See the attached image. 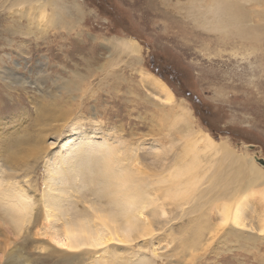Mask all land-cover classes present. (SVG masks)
Here are the masks:
<instances>
[{"label": "rangeland", "instance_id": "rangeland-1", "mask_svg": "<svg viewBox=\"0 0 264 264\" xmlns=\"http://www.w3.org/2000/svg\"><path fill=\"white\" fill-rule=\"evenodd\" d=\"M63 1L78 5L80 13L77 12V16L81 19L77 25L65 27L61 23L58 22L57 25L56 21L51 20V23L48 22L51 26L46 23L47 27H37L35 22L29 24L25 17L19 19L15 13L10 18L5 5L0 6V34L4 36L7 34L5 27L12 17L16 19V23L14 22L16 28L17 25H20L19 28L25 31L19 33L18 29H15L12 34L9 33L8 45L3 44L0 39V46H2L0 55L2 52L9 54L3 56V58L5 57L3 64L8 65L9 73L11 70L15 74L29 76V80L34 79L32 84H25L23 87L15 85L11 91L7 86L0 85V123L4 126V129L0 130V160L3 157V145L5 144H8V150L15 151L16 141L26 144L25 141L29 136L32 137L30 144H33L38 136L36 133L40 131L39 128L44 127L42 118L41 122L38 120L42 113L41 104L54 105L58 108L59 105L62 106L63 103H66L67 108H69V104H72L73 116L82 121L85 128H90L89 132L92 136H89L88 140L86 135L81 132L84 126L74 123L69 127L67 133L71 137H78L72 139L69 146L85 148L93 140L98 143L109 142L108 145L111 149L103 158L111 156L110 159L113 160V155L126 151L128 159H124L125 164L133 170L135 167H139L152 172L154 169L146 167L147 164L149 166L157 164L156 169L160 165L164 167L163 165L173 158L182 155L183 142L176 141V139L172 144H168L164 140L157 142L156 139L160 135L152 136L154 140L149 138L159 128L157 120H153L151 115L152 112H158V107L152 106V103L147 101L149 94L158 92L152 84H148L147 79L144 81L145 76L143 75L151 72L171 88L180 104L188 108L189 121L194 127L199 128L203 133H208L215 142L226 141L237 153L244 152L251 155L252 159L255 157L254 162L264 169V165L258 161L260 158L264 160V0H258L257 3L252 4L242 1L240 3L242 6H239L240 12L244 16L252 13L251 18L245 20L241 25L243 31L247 32L252 26L261 29L257 30L254 39L244 34L240 39L237 29L230 28L227 29V32L221 31L217 20L211 18L212 16L219 18V12L207 9L209 0ZM5 3H9V0H5ZM49 11L51 10L49 9ZM71 15L72 18L75 17L72 12ZM202 16L203 18H201ZM196 18H199L200 22ZM214 22L216 28L213 26L212 29L211 26ZM10 23L12 24V22ZM237 24L240 25L239 22ZM92 37H94V41ZM111 37L133 38L139 44V60L136 65H130L128 63L130 59L124 57L122 61H119V64L111 66L116 71L118 70L119 79L113 84L117 89L112 93H107L106 89L108 88H100L97 79L102 74L101 71H96L95 76H97L93 75L88 79L89 84L84 85V87H88L82 92L84 94L81 93V100H74L72 103L68 96L59 95L63 92L59 88L63 79L73 78L74 72L86 73L87 64L82 59L88 57L89 52L100 57L98 58L99 62L104 60L107 50L103 40ZM98 64L97 62L96 66ZM42 75H45V78ZM142 79L145 84L143 81L140 82ZM130 89L133 94H129ZM40 106L41 108H39ZM94 112L96 115L93 114ZM57 122H48L51 125L45 126H56ZM163 124L164 127H168V123ZM61 125L60 123V128ZM53 134L49 132L48 139L43 144L54 141ZM12 141L15 144H12ZM198 144L202 146L200 142ZM203 153L200 152V154ZM207 153L209 155L210 151L208 150ZM60 159L64 161L61 148L55 147L49 149L46 155L42 154L40 159H36L33 167L29 169V181L38 183L40 195L46 193L44 184L46 179L51 177L61 179L63 175H68L70 168L67 166L68 164L63 165ZM206 161L208 160L204 157L202 163L204 164ZM215 161L217 159L207 165L214 164ZM29 162H33V157L29 159ZM55 164L56 167H53ZM49 167L51 169L47 171ZM61 167L63 171L59 172ZM65 169L67 172H64ZM26 171L28 172V169ZM79 175L81 174L78 173ZM139 175L143 176L144 174ZM96 179L97 181H95ZM96 179L93 181L92 174L89 181L90 183L101 182V177L98 176ZM76 182L78 183L77 180H74V183ZM145 183V179L141 180V184L138 185V188L136 187L135 192L138 191V195L143 194L142 187L145 186ZM84 187L80 192L68 198L70 201L78 199V208L81 210L86 204V201L81 200L82 194L85 199L92 200L93 198L92 192L86 193L88 192L86 183H84ZM247 196L250 197V195ZM162 198L163 194L159 202L164 200ZM32 200L34 201V197ZM68 203H71L73 207L77 206L73 202ZM139 205L141 207L142 203L139 202ZM261 206L263 207V205ZM35 207L36 204H33V210H36ZM165 207L168 209V213L156 218L158 221L155 227L157 229L158 226H161L160 230L158 228L153 231V236H147L148 238L145 237L144 240L142 237L136 238L135 241L133 240L134 242H129L130 246L120 242L121 245L129 249L124 251L125 255L113 258L112 264H180L173 262L179 259L180 255L170 258L168 254L171 252L170 249L177 245L175 243L179 241V230L188 224L187 220L190 217H179L180 215L176 214L177 209L168 204ZM141 212L143 215L151 214L150 216H152V206L148 205L142 208ZM219 212L218 208L214 211H207L206 215L212 221V225H220L218 218L220 214L217 216ZM244 214L249 221L250 209L248 206L245 207ZM260 216L253 220L254 227ZM66 218H71V215ZM52 219L56 220L55 217ZM8 224L0 208V237L5 236V238L11 239L14 234L11 233ZM189 227L192 225L189 224ZM222 233L223 230H220L219 234L222 235ZM188 234L184 232L183 235L181 234V238H187ZM219 238L210 244L209 250L204 249L200 252L199 246H197L194 253L196 255L193 256L194 260L189 261L188 264H264L260 262L261 257L264 259V243L261 241L254 243V246L251 247L253 242L230 245L229 242H225V244ZM168 242H172V244ZM249 243H251L250 246ZM137 244L142 247L139 248L141 250L137 249ZM31 245V240L26 239L18 246V249H15L14 254L16 257L28 258L35 264H76L78 261L77 258H62L58 254L39 256ZM228 246L231 250L224 252ZM187 247L189 246L187 245ZM145 248L147 250L142 253L141 251ZM150 249H154L157 255L153 254ZM16 257L13 258L12 264H15ZM87 257L90 258L83 264H90L89 261L94 260L95 255L88 254ZM4 261L5 259H2L1 264ZM99 263L101 264V261Z\"/></svg>", "mask_w": 264, "mask_h": 264}, {"label": "bare ground", "instance_id": "bare-ground-1", "mask_svg": "<svg viewBox=\"0 0 264 264\" xmlns=\"http://www.w3.org/2000/svg\"><path fill=\"white\" fill-rule=\"evenodd\" d=\"M242 1L251 4L258 2V0H209L207 9L208 11L212 9L219 12V18L217 16L211 18L217 20V25L222 29L221 31L227 32V29L230 28L237 29L236 31L240 35L239 38L244 34L254 39L257 30L260 28L257 29V26H252L247 32L243 31L241 25L245 20L251 18L252 13L244 16L240 12L239 6H242L240 5ZM67 2L63 0H9V3H5V0H0V6L5 5L10 18L15 13L19 16V19L25 17L29 24L35 22L37 27L46 26L45 24H49V21L50 23L56 21L57 25L59 22L65 27H72L77 25L81 19L77 16L80 9L76 3ZM194 11L196 10L194 9ZM71 12L73 16L75 14V17L72 18ZM198 19L196 18V20ZM10 20L12 24L8 21L5 27L7 34L5 36L0 34V39L6 45L9 43V33L12 34L15 29H18L17 32L19 33L21 31L25 32L22 28H19L20 25H17L16 28L14 24L16 19L12 17ZM238 22L240 25L237 24ZM215 24V22L212 24V29L216 28ZM49 25L51 26V24ZM31 30L33 31V29ZM92 40H95L94 37H92ZM103 41L107 50L104 60L99 62L98 58L100 57L96 54L94 56L93 52H89L88 57L82 59L87 64L86 73L74 72L73 78L63 79L59 84V88L63 92L59 95L68 96L71 102L81 100V96L84 94L82 92L87 90L88 87H84V85L89 84L88 79L93 75L95 76L96 71H101L102 74L97 79L100 88H108L106 89L107 93H112L117 89L113 84L119 79L118 70L116 71L111 66L119 64V61H122L124 57L130 59V62H128L130 65H136L139 60V44L133 38L122 37L105 38ZM5 54L9 55L6 52H2V55H0V85L7 86L11 91L15 85L23 87L25 84H32L34 79L29 80V76L15 74L11 70L10 73L12 74L8 72V65L3 64ZM125 60L127 61V59ZM97 62L99 64L96 66ZM147 73L143 74L145 76L144 81L147 79L148 84H152L158 92L149 94L148 99L145 98L149 103H152V106L158 107V112H152L151 115L153 120H157L159 128L149 138L160 135L161 137L159 136L156 141L164 140L168 144L174 143L175 139L176 141H182V155L173 158L163 165L164 167L160 165L158 169H156L157 164L151 166L147 164L146 167L154 169L152 172L139 167H135L133 170L125 164L124 159H128L125 154L126 151L113 155V160L110 159L111 156L103 158L111 149L108 145L109 142L102 143L103 141H101V143H98L93 140L87 146L85 145V148L69 146L71 140L78 136L71 137L67 130L74 123L83 125L82 121L73 116L72 104H69V108L66 107V103H63L62 106L59 105L58 108L54 105L53 107L45 105V103L41 104L42 113L38 120L40 121L42 118L44 127L39 128L38 133L35 132L38 136L33 144H30L32 137L29 136L25 141L27 145L21 141H16L15 151L8 150V144L3 145L4 153H2L3 157L0 160L2 165L0 169V208L6 222L9 223L8 228L14 236L11 239L9 237L5 238V236L0 237V264L2 259H5L3 264H12L13 258L16 257L14 254L15 249H18V246L26 239L31 240L32 249L39 256L58 254L62 258H77V263L83 264L91 257H87V255L92 254L95 257L94 260L89 261L90 264H100V261L101 264H112L114 262L113 258L125 255L124 251L129 249L121 245L120 242L130 246L129 242H134L136 238L140 239L142 237L144 240L147 236L152 237L153 231L158 228L160 230L161 226H158L157 229L155 227L158 221L156 218L166 212L168 213V209L165 207L166 204L177 209L176 214H179V217H190L187 220L188 224H185L186 226L179 230V241L175 243L177 245L172 249L169 248L171 250L168 254L170 258L180 255L179 259H170L174 260V263L188 264L189 261L192 262L194 260L193 256L196 255L194 253L197 246H199L198 250L200 252L204 249L209 250L210 244L218 237L224 243L229 242L230 245L253 242V244L249 243V246L251 244L252 247L254 243L256 244L259 241L264 243V169L254 162L255 157H253V160L251 155L244 152L237 153L226 141L215 142L208 133H203L199 128L194 127L189 121L188 108L177 101L171 88L153 73ZM44 76L43 78H45ZM142 81L143 79L140 82ZM129 94H133L131 89ZM95 113L93 114L96 115ZM52 121H58L56 126H45L47 124L51 125L49 123ZM60 123L62 124L61 128L59 127ZM163 123L165 125L168 123V127H164ZM3 124L5 123L3 122ZM1 129H4V126L0 123ZM89 130L90 128H85V126L81 129L88 140L92 137ZM49 132L54 133L52 136L55 139L52 142L43 144L47 141ZM74 134L76 133L74 132ZM12 144L15 143L12 141ZM55 147L61 148L64 161L62 159L60 161L63 165L68 164L67 166L70 169L67 168L69 169L68 175H63L61 179L55 177L46 179L44 182L46 193L40 195L38 183H32V181L30 183L29 181V169L33 167L36 159H40L42 154L46 155L49 149ZM208 150L210 151L209 155ZM200 152L204 153L200 154ZM32 157L33 162H29ZM204 157L208 161L203 164ZM212 158H214L213 161L215 159L217 161L214 164L207 165L209 162L213 163ZM132 159L134 158L132 157ZM258 161L264 165L262 158ZM203 166L206 167L202 168ZM53 167H56V164ZM61 168L59 172L63 171V168ZM50 169L49 167L47 171H50ZM65 170L64 172H67ZM78 173L81 175L78 176ZM92 174L93 181L99 176L101 182L90 183L89 178ZM144 179L146 183L142 187L143 194L138 195V191V194L135 192L136 187L138 188L141 180ZM74 180H77L78 183H74ZM84 183L88 186V192L86 193L92 192L91 196L93 195V198L92 200L85 199L84 194H82L81 200L86 201V204L81 210L78 208V199L70 201L68 198L80 192L81 188L84 187ZM162 194L164 200L159 202ZM247 195H250V197ZM32 197H34V201ZM68 202H73L77 206L73 207ZM139 202L142 203L141 207ZM33 204H36V210H33ZM148 205L152 206L153 217L150 216L151 214L146 216L141 212V209ZM246 206L250 209L249 221L246 219V214H244ZM216 208L220 211L217 213V216L220 214V217H218L220 225H217L219 227L212 225V221L206 215L207 211H214ZM156 210L158 212H155ZM69 215H71V218H66ZM259 216L257 225L254 227L253 220ZM53 217L56 220H53ZM189 224L192 227H189ZM220 230H223L222 235L219 234ZM184 232L189 233L187 238H181V234L183 235ZM172 242L168 243L172 244ZM139 244H137V249L141 250L139 248H142L140 245L143 244ZM60 245H66V247L62 248ZM145 250L147 249L145 248L141 252L144 253ZM150 250L157 255L154 249ZM227 250H231L229 246L224 252ZM22 258V256L16 257L15 264H35L28 258ZM18 260H20L19 263H17ZM260 260L261 263H264L262 257Z\"/></svg>", "mask_w": 264, "mask_h": 264}, {"label": "snow or ice", "instance_id": "snow-or-ice-1", "mask_svg": "<svg viewBox=\"0 0 264 264\" xmlns=\"http://www.w3.org/2000/svg\"><path fill=\"white\" fill-rule=\"evenodd\" d=\"M60 247L64 248V247H66V245H60Z\"/></svg>", "mask_w": 264, "mask_h": 264}]
</instances>
